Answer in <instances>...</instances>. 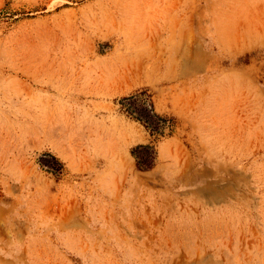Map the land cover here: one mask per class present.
<instances>
[{"label":"rangeland","instance_id":"374dc122","mask_svg":"<svg viewBox=\"0 0 264 264\" xmlns=\"http://www.w3.org/2000/svg\"><path fill=\"white\" fill-rule=\"evenodd\" d=\"M0 264H264V0H0Z\"/></svg>","mask_w":264,"mask_h":264},{"label":"trees","instance_id":"16d2710c","mask_svg":"<svg viewBox=\"0 0 264 264\" xmlns=\"http://www.w3.org/2000/svg\"><path fill=\"white\" fill-rule=\"evenodd\" d=\"M145 110H146V115H148L149 117H150V116H151V117L156 116V117H158V119H161V118H159V116H157L156 114H153V113H152V112H153L152 109H148V110L145 109ZM132 113H134V112H132ZM137 117H138L139 120L148 123L147 126L152 127L151 124H149V123H152V122H149V120L143 118V116H137ZM156 124H157V123H156ZM157 126H158V124H157ZM157 126H156V125L153 126V127H152L153 129H152V130L158 132V129H159V128H157ZM139 147H140V146H139ZM146 148H147V150H148L146 157H145V156H139V155H136V157H137V166H138L141 170H148V169H150V168L152 167V165H153V160H154V158H155V156H154V151H152L153 149H152L150 146H146ZM151 149H152V150H151Z\"/></svg>","mask_w":264,"mask_h":264}]
</instances>
